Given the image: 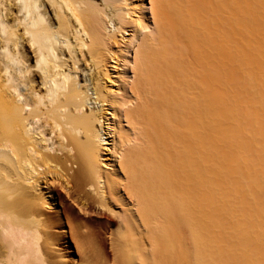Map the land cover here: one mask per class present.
Masks as SVG:
<instances>
[{"label": "bare ground", "instance_id": "obj_1", "mask_svg": "<svg viewBox=\"0 0 264 264\" xmlns=\"http://www.w3.org/2000/svg\"><path fill=\"white\" fill-rule=\"evenodd\" d=\"M245 1L0 0V264H264Z\"/></svg>", "mask_w": 264, "mask_h": 264}, {"label": "rangeland", "instance_id": "obj_2", "mask_svg": "<svg viewBox=\"0 0 264 264\" xmlns=\"http://www.w3.org/2000/svg\"><path fill=\"white\" fill-rule=\"evenodd\" d=\"M147 1H148V0H147ZM245 2H246V4L249 6V8H253L254 13H255L256 15L260 14L261 10L257 9L256 4H254L253 2L251 3L250 0H246ZM261 13H262V12H261ZM245 52H246V51H245ZM247 54H249V53H245V56H246V57H243V56L241 57V60H242V61H243L244 59L247 60V58H250ZM247 92H248L247 90L244 91V89H243V90H242V95H241V97H242V96H245L246 99H248L247 96H248L249 93H247ZM246 95H247V96H246ZM116 221H117V222H116ZM119 225H120L119 220H118L117 218H114L110 223L107 224V228H108V230L110 229V230H112V231H118V230H119ZM116 228H117V229H116ZM108 253H109V256L112 255L111 252L108 251Z\"/></svg>", "mask_w": 264, "mask_h": 264}]
</instances>
